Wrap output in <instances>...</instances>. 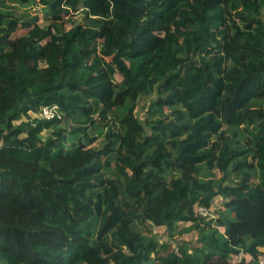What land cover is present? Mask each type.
Instances as JSON below:
<instances>
[{
    "label": "trees",
    "instance_id": "16d2710c",
    "mask_svg": "<svg viewBox=\"0 0 264 264\" xmlns=\"http://www.w3.org/2000/svg\"><path fill=\"white\" fill-rule=\"evenodd\" d=\"M24 1L0 0V264H259L264 0Z\"/></svg>",
    "mask_w": 264,
    "mask_h": 264
},
{
    "label": "rangeland",
    "instance_id": "374dc122",
    "mask_svg": "<svg viewBox=\"0 0 264 264\" xmlns=\"http://www.w3.org/2000/svg\"><path fill=\"white\" fill-rule=\"evenodd\" d=\"M7 3H8V11L12 12L13 14H16L18 16H21V15H34L36 13L38 14H42L43 12L41 11V5L37 2V1H24V0H6ZM79 15L76 14L75 17H78ZM80 17V16H79ZM118 76V75H117ZM120 78V77H119ZM143 107L142 106H139L138 107V115L139 116H142L143 114ZM47 131L43 132V136H47ZM218 175H221V172H218ZM222 206V203H221V200H217L214 202V207L216 208H220ZM157 232V236L158 237H162V241H168L170 242V249L174 248V240H188L190 243L194 244L195 243V232H191L188 233V234H185V235H180V234H177L174 238H171L167 231L164 230L163 228H160V229H157L156 228V231ZM236 264V263H235Z\"/></svg>",
    "mask_w": 264,
    "mask_h": 264
},
{
    "label": "built area",
    "instance_id": "2783aa9c",
    "mask_svg": "<svg viewBox=\"0 0 264 264\" xmlns=\"http://www.w3.org/2000/svg\"><path fill=\"white\" fill-rule=\"evenodd\" d=\"M55 113H56V107L55 106H44L42 108V110L40 111L39 115L41 117L51 118L55 115ZM198 212L202 216H206L209 214L208 209L206 207H203V206L198 207ZM259 264H264V252L260 256Z\"/></svg>",
    "mask_w": 264,
    "mask_h": 264
}]
</instances>
